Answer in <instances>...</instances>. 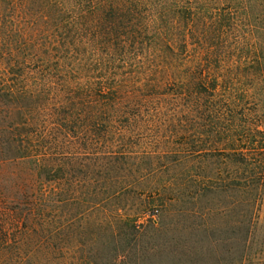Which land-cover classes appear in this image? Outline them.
<instances>
[{"label":"trees","instance_id":"trees-1","mask_svg":"<svg viewBox=\"0 0 264 264\" xmlns=\"http://www.w3.org/2000/svg\"><path fill=\"white\" fill-rule=\"evenodd\" d=\"M175 111L196 115L203 150L225 166L226 176L203 188L204 197H234L220 211L230 234L220 245L237 255L234 264H264V0H0L1 156L32 159L37 177L48 171L56 183L66 149L70 159H90L80 172L105 185L136 172L126 151L133 134L117 125ZM109 141L111 151L101 152ZM128 186L95 189L93 209L131 193ZM52 195L11 208L18 227L0 229V264H26L39 251L37 264H59ZM218 214L208 207L204 217ZM106 223L114 244L106 259L117 264L130 246L119 228L136 224L120 215ZM95 241L92 234L76 264H109Z\"/></svg>","mask_w":264,"mask_h":264},{"label":"rangeland","instance_id":"rangeland-1","mask_svg":"<svg viewBox=\"0 0 264 264\" xmlns=\"http://www.w3.org/2000/svg\"><path fill=\"white\" fill-rule=\"evenodd\" d=\"M170 116L175 122H165ZM195 116L183 111L145 113L130 127L122 120L117 128H130L133 134L127 141L126 151L132 153L130 162L137 163L133 166L136 172L124 179V175L118 176L105 185H95L98 180L95 182L91 172H80V165L92 163L90 159H70L73 157H69L66 149L60 150L62 156L58 157V163L62 170L56 183L48 181V171L38 178L32 159L13 160L0 155V229L10 235L18 227L10 220L11 208L19 204L23 208L33 201L41 204L39 195L43 192L52 195L53 189L57 188L56 196L48 198V205L51 207L49 214L56 215L58 227L62 226L58 242L60 250L56 252L59 264H76L79 261L76 259L92 246V234L96 239L94 251L100 250L104 256L102 261L112 263L106 259L109 254L106 249L110 250L114 245L106 220L115 223L118 215L133 220L136 229L119 228L124 245L127 242L130 246L128 252L121 254L115 262L117 264H234L237 255L220 245L224 238L230 237L225 232L227 218H223L220 211L227 204L232 208L234 197L203 196L204 184L209 177L219 183L227 173L220 156L206 154L203 150V139L200 141L196 137L203 133V123L196 122ZM112 144L115 143L109 141L100 151H111L107 147ZM146 153L152 157L149 162L152 168L148 171L147 161L143 158ZM111 176H115L114 173ZM127 186L131 193L122 192L106 201L99 211L93 209L95 189L115 192ZM208 207L219 213L211 220L204 217ZM229 212L232 221V209L229 208ZM79 213H84V219L79 218ZM207 222L211 225L208 235L204 232ZM102 224H106L105 227H100ZM70 225L73 228L69 229ZM29 251L32 247L26 252ZM36 256L38 258L27 260L26 264H37L36 260L40 261L45 253L39 251Z\"/></svg>","mask_w":264,"mask_h":264}]
</instances>
